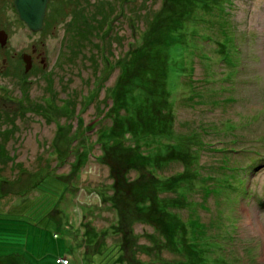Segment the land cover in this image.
<instances>
[{
	"label": "rangeland",
	"instance_id": "374dc122",
	"mask_svg": "<svg viewBox=\"0 0 264 264\" xmlns=\"http://www.w3.org/2000/svg\"><path fill=\"white\" fill-rule=\"evenodd\" d=\"M0 29V264L173 260L127 221L134 186L121 184V208L110 166L122 165L99 140L130 51L164 38L173 125L160 139L196 154L211 186L188 194L211 263L264 264V0H48L36 31L0 0Z\"/></svg>",
	"mask_w": 264,
	"mask_h": 264
},
{
	"label": "trees",
	"instance_id": "16d2710c",
	"mask_svg": "<svg viewBox=\"0 0 264 264\" xmlns=\"http://www.w3.org/2000/svg\"><path fill=\"white\" fill-rule=\"evenodd\" d=\"M159 40L155 39L150 47L130 51L127 83L119 81L116 95L110 97L109 134L98 132L105 151L101 155H108L109 161L112 157L113 161L121 162L122 168L109 165L115 169L112 180L117 199H120L119 194L127 192L122 190L121 184L128 181V185L134 186L136 199L127 205L122 199L118 201L121 208L127 207V221L146 223L152 228L151 246L165 245L172 253L173 260L162 264H212L209 227L192 212L193 204L199 201L188 196L194 189L208 195L212 192L211 186L199 184L203 176L202 170L193 167L196 154L182 152L175 143L160 139L169 137L172 132L173 119L169 118L172 105L168 99L171 91L167 78L171 71L170 49L176 46L165 38ZM120 78L124 77L120 75ZM174 160L182 164V169L165 175L163 167ZM128 171L134 172L133 178L127 177ZM140 179L144 183L143 180L138 183ZM180 208L187 209L186 217L180 213Z\"/></svg>",
	"mask_w": 264,
	"mask_h": 264
},
{
	"label": "water",
	"instance_id": "95a60500",
	"mask_svg": "<svg viewBox=\"0 0 264 264\" xmlns=\"http://www.w3.org/2000/svg\"><path fill=\"white\" fill-rule=\"evenodd\" d=\"M48 0H12V4L18 17L25 23L31 31L39 30L42 27L43 19ZM6 32L0 29V44H4ZM22 59L25 62V70L30 66L31 57L23 53Z\"/></svg>",
	"mask_w": 264,
	"mask_h": 264
},
{
	"label": "built area",
	"instance_id": "2783aa9c",
	"mask_svg": "<svg viewBox=\"0 0 264 264\" xmlns=\"http://www.w3.org/2000/svg\"><path fill=\"white\" fill-rule=\"evenodd\" d=\"M60 258V257H59ZM57 259V261H58V264H68L67 263V259H63V258H61V259ZM60 260H62V262L60 261Z\"/></svg>",
	"mask_w": 264,
	"mask_h": 264
},
{
	"label": "flooded vegetation",
	"instance_id": "af4514ba",
	"mask_svg": "<svg viewBox=\"0 0 264 264\" xmlns=\"http://www.w3.org/2000/svg\"><path fill=\"white\" fill-rule=\"evenodd\" d=\"M11 2H12V0H11ZM12 6H13V4H12ZM13 8H14V6H13ZM15 9V8H14ZM16 11V10H15ZM17 13V12H16ZM18 16V15H17ZM19 18V17H18Z\"/></svg>",
	"mask_w": 264,
	"mask_h": 264
}]
</instances>
